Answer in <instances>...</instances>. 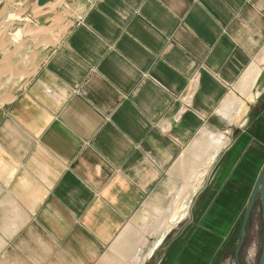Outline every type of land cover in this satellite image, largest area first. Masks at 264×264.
<instances>
[{"label":"crops","instance_id":"obj_1","mask_svg":"<svg viewBox=\"0 0 264 264\" xmlns=\"http://www.w3.org/2000/svg\"><path fill=\"white\" fill-rule=\"evenodd\" d=\"M59 1L72 26L0 105V264H229L264 168V0Z\"/></svg>","mask_w":264,"mask_h":264},{"label":"rangeland","instance_id":"obj_2","mask_svg":"<svg viewBox=\"0 0 264 264\" xmlns=\"http://www.w3.org/2000/svg\"><path fill=\"white\" fill-rule=\"evenodd\" d=\"M61 3H49L53 8L49 9L39 7L37 0H0V7L4 8V11L0 10V105L12 101L14 93L27 85L49 52L72 26L76 13L70 7L61 6L57 9ZM33 30H37V33ZM6 91L10 94L3 96ZM256 102L251 111V120L258 119V123L264 127V94ZM254 124L257 122H250L251 126ZM190 194L188 191L183 194L174 214ZM188 213L189 210L186 216ZM151 216V213L146 216L145 222L151 221ZM262 230L261 207L258 206L247 233L240 264H258L262 250ZM238 233L233 241L229 264H237L234 254Z\"/></svg>","mask_w":264,"mask_h":264},{"label":"water","instance_id":"obj_3","mask_svg":"<svg viewBox=\"0 0 264 264\" xmlns=\"http://www.w3.org/2000/svg\"><path fill=\"white\" fill-rule=\"evenodd\" d=\"M49 0H40L39 5L42 6L45 3H47ZM257 199H259L260 206H261V219H262V225H263V230H262V250L259 258L258 264H264V168L260 173V176L258 178L257 184L255 186V189L253 191V194L250 198V201L248 203V206L245 210L241 228L239 231V237H238V246L236 250V260L237 264H240L239 261V256L242 251V248L245 244L246 240V234H247V229H248V224L251 218V215L253 213V209L255 207V204L257 202Z\"/></svg>","mask_w":264,"mask_h":264},{"label":"bare ground","instance_id":"obj_4","mask_svg":"<svg viewBox=\"0 0 264 264\" xmlns=\"http://www.w3.org/2000/svg\"><path fill=\"white\" fill-rule=\"evenodd\" d=\"M53 2V1H52ZM52 6V5H51ZM18 18H19V16H18ZM37 30H39V29H37ZM37 30H33V32H35V33H37L36 31ZM41 30V29H40ZM34 72V71H33ZM257 96H259V95H257ZM254 99V98H253ZM253 99H251V100H253ZM243 106V109L240 111H238V118H241V117H243L245 114H246V112H247V107H245V105L243 104L242 105ZM220 151V150H219ZM215 154V153H214ZM215 157V156H214ZM213 158V157H212ZM211 158V159H212ZM211 161L212 160H210L209 159V162L207 163V165H206V162H205V165L207 166V168L209 167V164L211 163ZM211 165V164H210ZM195 169H196V167H195ZM206 170L208 171V169H204L202 172H200V174L195 178V181H196V184L193 186L194 188L192 189V191L191 192H189V193H191L189 196H188V198L181 204V205H179V207H178V210H177V212L173 215V217H172V221H171V223H175V222H178V221H180V220H182L185 216H186V214H187V212H188V210H189V208H190V206H191V202H192V199H193V197L195 196V194L197 193V191L199 190V188H200V186H201V183L203 182V179L205 178V174H206ZM152 252V251H151ZM140 259V258H139ZM138 261V260H137ZM139 262V261H138ZM138 264H141V262H139Z\"/></svg>","mask_w":264,"mask_h":264},{"label":"flooded vegetation","instance_id":"obj_5","mask_svg":"<svg viewBox=\"0 0 264 264\" xmlns=\"http://www.w3.org/2000/svg\"><path fill=\"white\" fill-rule=\"evenodd\" d=\"M258 206H260L259 199H257V202H256L255 207H254V209H253V213H252V215H251V218H250V221H249V224H248L247 233H248V230H249V228H250L251 221L253 220V215H254V213H255V210L257 209ZM260 207H261V206H260ZM241 224H242V223H241ZM240 228H241V225H240V227H239V231H240ZM246 237H247V234H246ZM245 243H246V240H245ZM237 246H238V245H237ZM244 246H245V244H244ZM244 246H243V248H244ZM243 248H242V251H241V253H240L239 259H240V257H241L242 252H243ZM236 250H237V249H236ZM235 254H236V252H235ZM235 254H234V255H235ZM235 256H236V255H235Z\"/></svg>","mask_w":264,"mask_h":264}]
</instances>
